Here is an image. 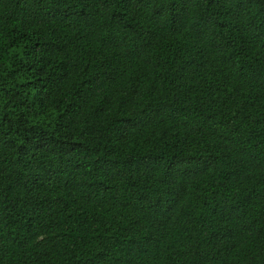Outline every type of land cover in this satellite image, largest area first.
<instances>
[{"label":"trees","instance_id":"trees-1","mask_svg":"<svg viewBox=\"0 0 264 264\" xmlns=\"http://www.w3.org/2000/svg\"><path fill=\"white\" fill-rule=\"evenodd\" d=\"M0 264H264V0H0Z\"/></svg>","mask_w":264,"mask_h":264}]
</instances>
